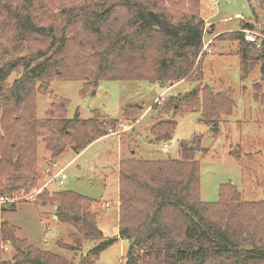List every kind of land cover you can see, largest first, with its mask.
<instances>
[{"label":"trees","instance_id":"1","mask_svg":"<svg viewBox=\"0 0 264 264\" xmlns=\"http://www.w3.org/2000/svg\"><path fill=\"white\" fill-rule=\"evenodd\" d=\"M199 6V0H79L47 16L42 0H0V126L4 131L0 135V196L17 199L36 190L39 137L51 159L66 149L78 154L93 141L134 123L145 110L131 104L119 120L97 111L89 119H80L78 113L68 118L66 100L53 96L45 118L39 120L36 95H51L50 81L80 80L81 95L93 96L103 79L143 80L161 87L201 79L204 22ZM257 8L264 12V0L258 1ZM253 27L245 23L216 37L238 43L241 80L260 62L264 78V47L257 48L243 37L242 30H257ZM31 37L42 38V46H30ZM24 42L27 54L9 60ZM17 67H22L21 75L6 85ZM253 89L259 87L253 84ZM200 96L202 121L214 125L212 132L217 134L214 121L220 118L212 112L227 104L226 113H230L233 90L214 92L205 84L151 106L159 119L148 129L150 142L169 141L176 123L163 116L199 109ZM253 97L264 107V93ZM198 149L199 137H194L179 143V159L130 157L119 162L117 237L128 244L124 264H264V202L242 201L231 183L220 185L216 202L201 201L199 165L194 160ZM231 154L240 159L239 153ZM34 201L56 205V219L69 228L71 240L56 243L75 255L80 252L76 264H95L116 241L105 237L98 226L91 211L96 200L55 191L38 194ZM231 204L237 215L224 217ZM15 209L14 202L0 204V264H75L16 237L15 227L1 217ZM8 245L13 254L3 260L1 253Z\"/></svg>","mask_w":264,"mask_h":264},{"label":"rangeland","instance_id":"2","mask_svg":"<svg viewBox=\"0 0 264 264\" xmlns=\"http://www.w3.org/2000/svg\"><path fill=\"white\" fill-rule=\"evenodd\" d=\"M72 1L79 0H42L47 5L44 12L47 16L56 15L62 5ZM258 1L260 0H219L214 3L212 0H199L200 15L204 22L203 40L206 42L214 39L209 46L211 52L203 53L202 75L199 80L180 81L165 90L166 87L143 80L103 79L98 81L97 91L93 96L81 95L83 82L80 80L50 81L51 95H36L35 115L39 120L45 118L53 96L66 100L65 115L68 118L78 113L80 119H89L93 111H97L119 120L127 105L137 104L146 109L151 107L153 100L161 92H164L165 99H169L186 94L192 89L199 90L205 84L212 87L214 92L233 90L234 106L229 114L226 113L227 104L212 112L220 118L214 121L219 131L213 134L214 125L202 121L203 106L200 96L199 109L163 116L164 120L170 119L176 123V129L167 142H150L148 129L159 119L158 111L153 109L143 112L134 123L122 125L116 133L93 141L78 154L66 149L55 159H51L50 152L39 137L34 167L40 180L36 190L22 198L13 199L16 209L1 214L3 220L15 227L16 237L25 239L40 250L66 257L76 264L80 252L75 255L74 251L62 249L56 243H71L67 235L69 228L54 218L56 205L34 201L41 193L51 195L55 191H72L98 201L91 208L98 218V226L105 237L116 238L113 244L100 253L95 264H124L128 244L117 237L119 162L130 157L148 160L179 159V143L189 142L194 137H199L200 146L194 152V160L199 165L201 201L216 202L220 185L231 183L240 192L242 201L264 202V107L253 97L254 93L256 96L264 93V78L260 75L262 62L256 64L249 75L241 80L238 43L216 39L221 33L239 30L245 23L253 24V29L264 31V12L257 8ZM30 39V46H42V38ZM20 45L22 46L8 57L9 60L27 54L28 43ZM201 57L199 54L197 61ZM21 71L22 67L14 69L5 84L10 85L21 75ZM253 84L259 89H253ZM0 135L4 136L1 126ZM231 152L239 153L240 159L236 160ZM61 168H64L66 175L63 182L59 184L57 178L48 183L52 175ZM234 208V204L229 205L224 217L237 215ZM247 222L254 226L250 219ZM12 254V248L4 246L1 258L8 260Z\"/></svg>","mask_w":264,"mask_h":264},{"label":"built area","instance_id":"3","mask_svg":"<svg viewBox=\"0 0 264 264\" xmlns=\"http://www.w3.org/2000/svg\"><path fill=\"white\" fill-rule=\"evenodd\" d=\"M212 1L214 3L219 2V0H212ZM242 32L244 34L243 37L246 42L255 44L257 48L264 47V31L244 29L242 30ZM211 41L212 39H209L206 42L203 40L202 51L207 52V53L211 52V50L209 49ZM163 100H164V96L163 94H161L154 103H156V105H161ZM65 177L66 175L64 173V168H61L54 175H52V177L48 180V183L58 178V183L61 184ZM13 201L14 200L10 198L9 196H0V204L11 203Z\"/></svg>","mask_w":264,"mask_h":264},{"label":"crops","instance_id":"4","mask_svg":"<svg viewBox=\"0 0 264 264\" xmlns=\"http://www.w3.org/2000/svg\"><path fill=\"white\" fill-rule=\"evenodd\" d=\"M209 40V39H208ZM214 39H212V41H213ZM211 41V42H212ZM211 44V43H210ZM182 81H186V80H182ZM179 83V82H178ZM177 83H175V84H173V85H171V86H169V87H172V86H174V85H176ZM169 87H166L165 88V90H167V89H169ZM162 94L164 93V92H161ZM157 99H154L153 100V102H152V104H151V106L154 104V102L156 101ZM151 109V107H148V108H146L145 110H144V113H146L148 110H150ZM116 208H117V210H116V212H117V217H118V203H116Z\"/></svg>","mask_w":264,"mask_h":264},{"label":"water","instance_id":"5","mask_svg":"<svg viewBox=\"0 0 264 264\" xmlns=\"http://www.w3.org/2000/svg\"><path fill=\"white\" fill-rule=\"evenodd\" d=\"M55 208H56V206H55ZM54 218L56 219L57 217H56V216H54Z\"/></svg>","mask_w":264,"mask_h":264}]
</instances>
